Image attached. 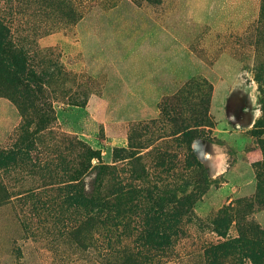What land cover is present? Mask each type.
Masks as SVG:
<instances>
[{"label": "rangeland", "instance_id": "374dc122", "mask_svg": "<svg viewBox=\"0 0 264 264\" xmlns=\"http://www.w3.org/2000/svg\"><path fill=\"white\" fill-rule=\"evenodd\" d=\"M0 23V264H130L149 206L169 239L148 264H207L223 241L211 221L236 199L264 230V0H0ZM80 146L112 170L90 171L87 193L96 178L98 196L125 193L143 172L176 213L125 193L120 215L80 229ZM254 246L244 264H264Z\"/></svg>", "mask_w": 264, "mask_h": 264}, {"label": "trees", "instance_id": "16d2710c", "mask_svg": "<svg viewBox=\"0 0 264 264\" xmlns=\"http://www.w3.org/2000/svg\"><path fill=\"white\" fill-rule=\"evenodd\" d=\"M8 31L6 28L3 27V25L0 23V53H3V48L7 47L8 44ZM7 43V44H5ZM163 112V109H162ZM204 122H207V117L203 116L202 118ZM209 124V122H207ZM196 132L195 130H188L183 129L182 131V137H186L189 140L193 141L196 139ZM79 153L81 155L82 162L80 165L74 170L73 176L70 177V182H74V185L70 186L68 185L67 189L70 192L69 189L73 190V195L78 200H81L86 203V206L84 208V212L87 216V219L85 222H83L82 226H80V229L85 226H92L91 222L92 220L94 222H98V220L95 218L99 213H105L110 210H113L117 215H120V208L117 203V196L124 195L127 193V195L131 196L132 199L139 200V198H146L149 197L155 202L153 205H155L158 209H172L171 215L177 208L173 207L174 203H179V200L173 202L172 205H165L161 197H158L157 193L159 191H156L155 185L148 184L149 181L143 180L142 177H144L143 172H136V174L139 176L138 181H143L142 186L138 185L136 186H129L128 190L125 193L119 191H107L105 194L98 196L97 193L102 192V189L104 188L103 185L99 181H97V178L93 181V187L92 190L87 193L85 191L84 186V179L86 175L90 171L97 172V175L104 172H109V174H112V170L108 169L107 167L100 166V165H92V160H94L93 153L89 151V149L86 146H80L78 147ZM124 149H117L116 154L122 155L124 154ZM124 159H128L133 163L135 160L132 156L127 153L123 156ZM191 162L195 168H199V164L191 157ZM138 171V170H137ZM97 176V177H98ZM258 183V180H257ZM261 185V184H260ZM258 184V193H263L262 188ZM114 198V199H113ZM95 202V206H94ZM168 202V201H167ZM233 204V205H232ZM232 204H229L228 207L222 208L217 212V214L212 219V227L213 232L219 237L222 238L223 241L218 242L214 245H210L205 248L204 250V256L206 257L207 264H215L216 261H219L221 264L225 262V260L230 259V264H244V257L245 258H251L252 257V250H254V245H264V230H261L252 220H250V215L252 212V208L254 207V204L248 200L242 199H236ZM181 206H185L181 203ZM133 209V206L131 207ZM154 210L153 206H149L148 210H146V213L143 217L139 218V224L142 226L141 235L138 239L140 242L137 243L139 246H134V248H126L123 250V255L125 256V259L130 264H148L150 263L153 258L156 255V252L161 251L162 245L169 239V236H165L163 234H159L157 232L158 230L156 228H153V218H152V212ZM190 209H185V212L189 211ZM232 215L234 216L235 220L233 221L235 225V229L237 230V236L233 237L229 234V229L231 225V220L229 221L228 216ZM108 218L106 217V220ZM112 220V221H111ZM110 220V223L113 222L114 218ZM129 222L125 224V227L128 225ZM113 224V223H111ZM119 224V221L115 219L114 226L117 227ZM79 232V231H77ZM140 247V250L138 249ZM231 252V253H230ZM237 253L236 257H233L232 255H235L234 253Z\"/></svg>", "mask_w": 264, "mask_h": 264}, {"label": "crops", "instance_id": "0c3cea01", "mask_svg": "<svg viewBox=\"0 0 264 264\" xmlns=\"http://www.w3.org/2000/svg\"><path fill=\"white\" fill-rule=\"evenodd\" d=\"M252 154H253L254 157L256 156V158H257L256 152H252Z\"/></svg>", "mask_w": 264, "mask_h": 264}]
</instances>
